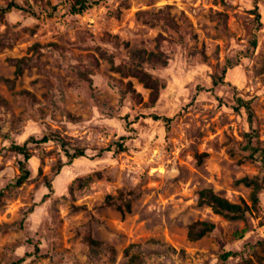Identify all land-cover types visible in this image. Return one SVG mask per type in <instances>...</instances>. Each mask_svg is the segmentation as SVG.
<instances>
[{"label":"rangeland","instance_id":"374dc122","mask_svg":"<svg viewBox=\"0 0 264 264\" xmlns=\"http://www.w3.org/2000/svg\"><path fill=\"white\" fill-rule=\"evenodd\" d=\"M18 1L37 14L0 10V264H264V168L234 107L251 99L264 148V0L261 24L254 0H98L51 15L41 7L61 0ZM141 48L166 55L143 62L162 85L155 104L128 74ZM46 131L86 154L68 162L56 141L30 143L31 175L9 185L11 143ZM121 136L125 150L97 155ZM245 175L263 188L244 218L198 202L212 187L250 203ZM199 219L216 227L191 239Z\"/></svg>","mask_w":264,"mask_h":264},{"label":"trees","instance_id":"16d2710c","mask_svg":"<svg viewBox=\"0 0 264 264\" xmlns=\"http://www.w3.org/2000/svg\"><path fill=\"white\" fill-rule=\"evenodd\" d=\"M98 3V0H61L57 3H52L48 1V5L46 7H41V12H46L51 15L53 12L57 11L58 8L62 5L66 8V11L70 14H83L88 9L92 8L95 4ZM254 12L256 14V21L258 24H261V13L258 7V0H254ZM25 9L33 14H37V11L33 7V5H23L18 0H8L6 5H0V10L3 13L9 12L12 9ZM253 46H256L257 40L254 38L251 41ZM135 60L132 62L128 69V74L137 78L140 82L143 83L145 88L150 89V99L152 104H155L162 85L159 81L154 78L148 71L143 68V62H166V55L162 51L155 50H147L146 48H141L135 51L134 53ZM227 68L222 69L220 78H214L213 84L216 85L219 81H223V76L226 73ZM236 109L244 108L247 112V117L249 124L251 126V131L247 133V149L251 157L257 158L264 168V148L261 147L257 142H255L254 138L257 137V131L254 127L255 124V113L252 107V101L249 98H244L241 95H236L234 97ZM155 118H163L167 124L170 123L171 117L169 116H160L154 115ZM126 120L128 116H125ZM130 121L127 120V123ZM50 140L56 141L61 149L64 151L66 156L68 157V162H71L74 158L79 156H84L86 153L84 149H80L78 147L71 146L69 141L66 139L64 135L58 133L56 131H46L42 136L37 137L35 135H30L23 142H12L10 148L14 150L18 155V167L19 173L16 174L9 182V185L19 186L23 182H25L31 175V169L29 167V159L32 156V153L29 149L30 143H44ZM127 147L126 142L124 141V136H121L118 140L114 141L110 147H105L97 153L98 156H102L104 151H123ZM62 166V165H61ZM61 166H59L61 168ZM245 185L251 187L250 192V200L248 203L246 200L242 201H233L227 196H224L218 192H216L212 187H203L198 192V202L200 204H206L212 208L215 213L224 215L228 218L237 219L244 218L246 214L254 209H257L260 204V193L263 188V184L258 176H243L240 178ZM49 188V192L45 193L43 196V200L53 191V185L51 182L47 183ZM2 192H0V195ZM216 227V223L210 220L199 219L191 223L188 229V236L191 239H198L202 236L208 234L213 231ZM232 253L227 252L224 256H229ZM24 260V257H21L13 264H19Z\"/></svg>","mask_w":264,"mask_h":264}]
</instances>
